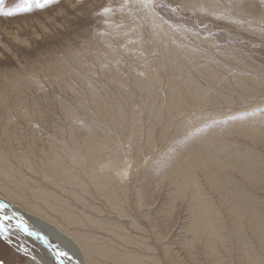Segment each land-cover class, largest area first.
<instances>
[{"label":"rangeland","instance_id":"obj_1","mask_svg":"<svg viewBox=\"0 0 264 264\" xmlns=\"http://www.w3.org/2000/svg\"><path fill=\"white\" fill-rule=\"evenodd\" d=\"M39 3L0 0V216L64 240L1 219L0 264H264V0Z\"/></svg>","mask_w":264,"mask_h":264},{"label":"bare ground","instance_id":"obj_2","mask_svg":"<svg viewBox=\"0 0 264 264\" xmlns=\"http://www.w3.org/2000/svg\"><path fill=\"white\" fill-rule=\"evenodd\" d=\"M6 204L15 212L17 213L23 220L27 221V222H31L34 225L38 226L39 229H41L43 231L42 234H39L36 231H33L32 229H30L29 227H26L24 225H20V227H18V229H20L24 235L28 238H30L31 240L35 241L36 243L43 245L45 247V239H46V235L49 234V237H53L58 241H63V234L59 231L58 228L55 227V225L48 223L47 221L31 215L30 213H28L25 210H22L21 208H19L18 206H16L15 204L11 203L10 201H7ZM0 218H4L7 219L6 217L0 216ZM7 220H11L12 222H14V219L10 218ZM0 223H1V219H0ZM24 227H26L28 229V232L26 233L24 231ZM28 233H32V234H28ZM47 247V246H46ZM47 250V249H46ZM48 255L50 256V258L52 259L53 262H58V252L57 251H49ZM31 262H33L32 264H46V262L43 259H37L36 256L30 258ZM78 264H82L79 263Z\"/></svg>","mask_w":264,"mask_h":264},{"label":"snow or ice","instance_id":"obj_3","mask_svg":"<svg viewBox=\"0 0 264 264\" xmlns=\"http://www.w3.org/2000/svg\"><path fill=\"white\" fill-rule=\"evenodd\" d=\"M36 2V6L37 7H43V5H41L39 3V0H35ZM17 11H21V12H27V11H30V7H23V8H14V9H10V10H3V9H0V16H4V17H10V16H13ZM109 11V9H105V12ZM3 206H0V208H2ZM0 219H4V218H0ZM7 219H10V217H7ZM24 231L27 233L28 232V229L26 227H24ZM7 232V228L4 224L0 223V233H6ZM28 234H32V233H28ZM67 253L65 252H59L58 253V256H66Z\"/></svg>","mask_w":264,"mask_h":264},{"label":"water","instance_id":"obj_4","mask_svg":"<svg viewBox=\"0 0 264 264\" xmlns=\"http://www.w3.org/2000/svg\"><path fill=\"white\" fill-rule=\"evenodd\" d=\"M12 219V218H11ZM14 224L17 226V227H20V225L18 224V222L16 220H14ZM58 263L59 264H64V261L60 259V256H58V259H57Z\"/></svg>","mask_w":264,"mask_h":264}]
</instances>
